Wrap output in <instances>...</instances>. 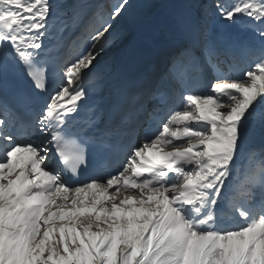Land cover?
I'll use <instances>...</instances> for the list:
<instances>
[{
	"label": "snow or ice",
	"instance_id": "1",
	"mask_svg": "<svg viewBox=\"0 0 264 264\" xmlns=\"http://www.w3.org/2000/svg\"><path fill=\"white\" fill-rule=\"evenodd\" d=\"M61 7L51 24L52 0H0V264H264V164H242L246 142L264 134V48L242 75L182 93L176 109L174 90L219 56L190 3L173 5L152 63L128 60L107 77L100 53L113 23L137 5L120 0L106 16L86 3ZM215 12L264 25V0L218 2ZM10 77L28 84L27 103L46 97L26 139L13 134ZM93 79H107L112 99L77 127ZM156 117V132L125 153L142 118ZM90 152L118 161L117 170L69 184ZM242 168L245 179L233 184Z\"/></svg>",
	"mask_w": 264,
	"mask_h": 264
},
{
	"label": "rangeland",
	"instance_id": "2",
	"mask_svg": "<svg viewBox=\"0 0 264 264\" xmlns=\"http://www.w3.org/2000/svg\"><path fill=\"white\" fill-rule=\"evenodd\" d=\"M75 1H78V3H86L89 0H52L55 6L53 11H55L63 3L73 5ZM195 1L196 0H130V2L136 4L137 7L130 10L129 13L125 14V16L113 23L112 35L108 38L103 51L100 53V64L98 66L99 70L105 75V77H107L112 70L123 66L126 61L131 60L138 49H140L136 54H139L140 56L138 61L146 63L151 60L154 56L151 48H153L154 45L158 46L157 42L160 44L164 36V31L171 22L175 11L173 5L178 2H188L192 5ZM222 1V4L227 2L226 0ZM91 2L95 3L97 0H92ZM119 2L120 0H106L105 3H102L100 10H102L106 16L108 10ZM227 3L230 4L229 2ZM205 7L208 8L206 5ZM54 15L59 16L60 19L64 16L60 13H54ZM59 20L53 19L50 23L57 24ZM203 21H205L204 25L208 40L216 46L217 51H219L218 49L222 43H226L228 45H232V47L237 46L234 51L235 53L240 51V54L238 56L231 55L230 48L228 47V50L225 49V55L221 57L219 54L218 60L213 65L210 66L208 64H202L200 69L194 68L190 73L197 85L194 92L206 91L207 89L205 88V84L214 78L225 75L232 77L242 75L243 69H245L251 62V59L254 58L251 54L257 52L261 48H264V39H261L259 36V30L264 27V25L250 24L239 18L234 23L222 21L216 15L215 8L211 11V13L204 17ZM140 24L146 25V30L143 33H138L136 30ZM148 35L153 37L151 42L145 39ZM225 56H227L229 60H226ZM221 58L225 59L224 63L220 61ZM101 60H103L104 63H102ZM96 82H107V79L103 82L95 79L92 81H86L85 87H87L86 85L89 83L91 85ZM109 86H107L108 96L105 100L107 107L112 99ZM185 92H188L185 85L176 89V109L182 108V93ZM101 106L103 107L105 105ZM263 135L264 134H261V132L257 129L246 142L242 155V164L255 166L258 160L264 158V149L260 150L258 148L260 138ZM22 138L26 139L27 137L22 136ZM34 139L38 142V137L34 136L33 140ZM136 139L141 142V135H138ZM249 153L255 154L251 160H249ZM244 177L245 172L242 168L239 173H234L232 183L237 184L240 180L245 179ZM228 223L230 224L231 221Z\"/></svg>",
	"mask_w": 264,
	"mask_h": 264
},
{
	"label": "bare ground",
	"instance_id": "3",
	"mask_svg": "<svg viewBox=\"0 0 264 264\" xmlns=\"http://www.w3.org/2000/svg\"><path fill=\"white\" fill-rule=\"evenodd\" d=\"M62 5L67 6L68 4L63 3V4H61V6ZM61 6L58 8L56 7L57 9L53 12L54 13H60V14L64 15L67 8L61 7ZM56 42H57V37L55 35H53V36L46 38L44 43L46 46H49V45L55 44ZM139 50L140 49H138L135 52V54L131 60L138 61L140 56H139V54L138 55H136V54L139 52ZM16 79L18 80V82L13 83L14 77H10V86H9L10 88L9 89H11L13 92L14 91L20 92L22 90H25V88H26V91L29 89V86L25 81H23L19 78H16ZM107 86H109L108 81L103 82V83L96 82V83L91 84V85L86 87L89 95H88L87 101L82 105L79 115L75 119L77 127L82 126L83 123L86 120H88L90 116L93 115L92 109H96L97 111H100V112H103L104 110L107 109V104H105L106 103L105 100L107 99V96H108ZM101 105H105V106L102 107ZM147 123H148V121H147ZM146 126H149V123ZM145 133H148L150 135L149 130L147 128H145L143 131V134H141V140H143ZM49 165L51 166V161H50ZM110 173L111 172H109V174Z\"/></svg>",
	"mask_w": 264,
	"mask_h": 264
},
{
	"label": "trees",
	"instance_id": "4",
	"mask_svg": "<svg viewBox=\"0 0 264 264\" xmlns=\"http://www.w3.org/2000/svg\"><path fill=\"white\" fill-rule=\"evenodd\" d=\"M227 2L231 3L232 0H226ZM223 3L222 0H196L195 3L192 4V8L191 11L193 14H200L202 16V19H204V17L206 15H208L209 13H211V11L214 10L215 5L217 3ZM226 2V4H228ZM205 4L209 5V8L206 9L205 8ZM203 23H205V21H203Z\"/></svg>",
	"mask_w": 264,
	"mask_h": 264
}]
</instances>
